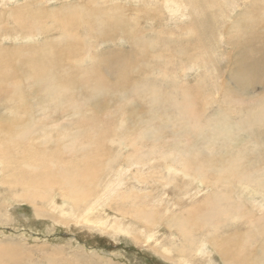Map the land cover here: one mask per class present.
<instances>
[{
	"label": "rangeland",
	"instance_id": "obj_1",
	"mask_svg": "<svg viewBox=\"0 0 264 264\" xmlns=\"http://www.w3.org/2000/svg\"><path fill=\"white\" fill-rule=\"evenodd\" d=\"M0 48V264H264V0H0Z\"/></svg>",
	"mask_w": 264,
	"mask_h": 264
},
{
	"label": "bare ground",
	"instance_id": "obj_2",
	"mask_svg": "<svg viewBox=\"0 0 264 264\" xmlns=\"http://www.w3.org/2000/svg\"><path fill=\"white\" fill-rule=\"evenodd\" d=\"M175 8H176V7H175ZM4 52H5V51H4ZM4 52H3V50H1V48H0V54H3ZM96 60H97V59H96ZM99 65H100V67L103 65L102 61L99 63ZM191 67H192V66H191ZM4 71H5V70H4ZM101 71H102V70H101ZM2 72H3V71H2ZM2 72H1V74H3ZM10 72L14 75L13 71L10 70ZM10 72L8 73V71H7V74H5V76H4L3 78L9 77V76H10ZM131 72H132V71H131ZM1 74H0V75H1ZM82 83H83L84 85H85V84L88 85V84L85 82V80H83ZM102 105H103V103L100 104V107H101ZM114 110H118V111L120 110V104H119V103L114 104ZM116 112H117V111H116ZM94 114H95V118H96L97 120H100V119H101L99 113L94 112ZM102 114H103V113H102ZM110 114H111V113H110ZM0 118H3V117H0ZM238 120L241 121V122H244V121H245V119H243V118H241V117H240ZM7 178H8V180L11 182V181H13L14 176H13V175H8ZM33 197H35V195H33ZM84 206H86V203L84 204ZM36 214H37L38 217H43V216L46 215V210H45L43 207L36 206ZM219 214H220V215H223V212L220 211ZM84 215L89 216V214H87V213H79L78 215H74V216H75V218H77L76 221H81V222H83V219H82V218L84 217ZM50 217L53 219L54 222H57V221H58L56 218H54V216H52V214L50 215ZM75 218H74V219H75ZM64 219H65V218H62L63 221H65ZM74 219H73V220H74ZM213 220L216 222V221H218V218H214ZM95 224H98V222H97V221H93V225H94V227H96ZM99 224H100V223H99ZM97 226H98V225H97ZM100 227L102 228L103 226L100 225ZM90 229H93V227H91ZM101 230H102V229H101ZM162 245H163V247L165 246L164 244H162ZM40 246H41V245H40ZM159 246H160V245H159ZM188 251H189V250H188ZM163 252H165V253H169L170 250H169L168 248H165V249H163ZM191 253H192V252H191ZM191 253H190V254H191ZM50 257H51V256H50ZM50 257H49V258H50ZM52 257H53V256H52ZM52 257H51V258H52ZM51 258H50V259H51ZM51 261H53V260H51ZM51 261H50V262H51ZM47 262H48V261H47ZM44 263H45V261H44Z\"/></svg>",
	"mask_w": 264,
	"mask_h": 264
}]
</instances>
